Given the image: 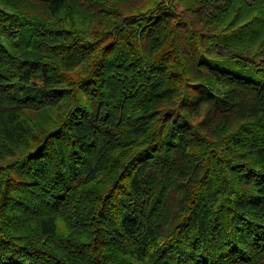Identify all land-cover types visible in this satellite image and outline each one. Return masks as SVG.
<instances>
[{
  "label": "trees",
  "instance_id": "1",
  "mask_svg": "<svg viewBox=\"0 0 264 264\" xmlns=\"http://www.w3.org/2000/svg\"><path fill=\"white\" fill-rule=\"evenodd\" d=\"M0 264H264V0H0Z\"/></svg>",
  "mask_w": 264,
  "mask_h": 264
}]
</instances>
